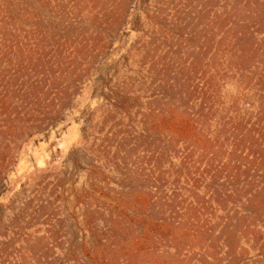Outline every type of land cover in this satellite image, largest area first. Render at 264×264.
<instances>
[{
    "label": "rangeland",
    "instance_id": "1",
    "mask_svg": "<svg viewBox=\"0 0 264 264\" xmlns=\"http://www.w3.org/2000/svg\"><path fill=\"white\" fill-rule=\"evenodd\" d=\"M0 264H264V0H0Z\"/></svg>",
    "mask_w": 264,
    "mask_h": 264
}]
</instances>
